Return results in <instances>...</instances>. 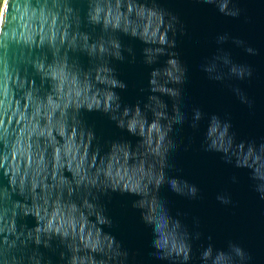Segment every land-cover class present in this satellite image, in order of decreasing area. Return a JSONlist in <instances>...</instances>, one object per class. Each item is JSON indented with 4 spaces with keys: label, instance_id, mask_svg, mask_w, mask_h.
Wrapping results in <instances>:
<instances>
[{
    "label": "clouds",
    "instance_id": "1",
    "mask_svg": "<svg viewBox=\"0 0 264 264\" xmlns=\"http://www.w3.org/2000/svg\"><path fill=\"white\" fill-rule=\"evenodd\" d=\"M198 2L234 19L245 11L239 0ZM178 34H187L181 18L161 0H0V264H144L110 230L114 194L131 197V208L151 230L148 264H254L241 242L217 247L212 236L194 255L203 233L192 231L187 214L173 213L161 195L167 187L201 199L175 155L192 147L191 139L184 143L183 126L199 133L207 119L199 150L247 169L264 201V137L239 140L227 116L198 106L189 117L183 88L189 69L176 51ZM122 37L139 41L150 69L132 104L121 95L128 84L114 66L136 62ZM230 40L259 55L243 38L216 37L218 45ZM199 70L214 82L249 81L255 71L222 47L204 57ZM229 87L240 103L254 107L242 88ZM90 113L124 135L103 139ZM230 180L238 182L235 175ZM215 198L233 204L227 191Z\"/></svg>",
    "mask_w": 264,
    "mask_h": 264
},
{
    "label": "water",
    "instance_id": "2",
    "mask_svg": "<svg viewBox=\"0 0 264 264\" xmlns=\"http://www.w3.org/2000/svg\"><path fill=\"white\" fill-rule=\"evenodd\" d=\"M161 2L180 16L187 33L184 36L177 35L176 51L189 69L188 83L183 85L185 111L189 117L193 106L201 107L208 115L215 113L221 117L227 116L239 140L254 138L259 142L264 137V0H239V6L245 11L238 19L223 16L214 7L201 4L198 0ZM245 17L251 18L250 22H246ZM223 33L245 39L259 50V55L249 56L231 40L218 45L216 37ZM122 41L131 45L136 52L134 64L127 60L123 63L114 62L119 78L128 84L127 90L121 95L126 103L132 104L141 96L139 89L147 85L150 69L142 62L139 41L128 37H122ZM218 47L230 52L234 61L252 65L254 77L243 82L209 81L199 70V65L204 57L213 54ZM229 84L242 88L254 101V107L249 109L240 103ZM88 119L95 124L97 134L103 139L124 135L99 113L88 114ZM206 126L207 119L201 121L200 132L194 133L186 123L181 136L185 144L191 139L192 147L187 152L181 149L175 155V162L183 170L184 178L201 189V199L190 200L177 196L167 187L161 190V195L170 201L173 213L181 211L187 214L184 221L192 231L203 233L202 241L194 242V255H198L199 244L207 243L206 237L212 236V242L217 247H224L228 240L241 242L252 253L254 264H264V201L252 190L247 169L225 164L218 153L199 150ZM233 175L237 177V183L231 182ZM224 191L230 193L233 204L222 205L216 200V195ZM131 199L113 195L109 214L115 222V228L110 230L131 251L138 252L144 264H148L151 230L140 222L138 213L130 206ZM194 219L199 220V225L194 223Z\"/></svg>",
    "mask_w": 264,
    "mask_h": 264
}]
</instances>
